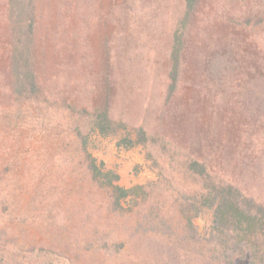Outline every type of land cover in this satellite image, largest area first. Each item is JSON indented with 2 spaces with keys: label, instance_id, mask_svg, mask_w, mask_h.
Returning a JSON list of instances; mask_svg holds the SVG:
<instances>
[{
  "label": "trees",
  "instance_id": "obj_1",
  "mask_svg": "<svg viewBox=\"0 0 264 264\" xmlns=\"http://www.w3.org/2000/svg\"><path fill=\"white\" fill-rule=\"evenodd\" d=\"M226 1L183 0L169 38V65L159 86L156 119L132 127L112 117V97L116 83L130 87L139 78L113 72L117 61L110 38L121 24L129 40H143L146 53H155L150 35L141 33L143 24L157 20L151 6L144 0H108L105 8L103 0H58L44 6L38 0H6L3 14L10 28L2 82L7 99L0 104L4 131L34 127L54 138L62 147L57 159L66 157L77 174L81 168L92 184L106 191L113 210L122 213L129 206L122 214L136 216V229L124 235L131 244L150 239L182 244L169 246L179 248L168 250L172 264L183 255L189 264L191 254L197 255L198 264H264V54L251 51L262 46L264 21L248 19L244 10L230 16ZM103 24L108 31L98 68L93 36ZM224 28L235 32L225 33ZM193 30L196 39L190 37ZM50 47L62 58L53 70ZM193 66L199 72V89L184 98V76ZM180 97L183 105L178 104ZM185 103L205 109L191 110ZM206 110L210 116L205 124ZM119 129L126 130L117 140L119 147L159 141L171 146L164 165L153 152L148 157L168 172V182L177 179L183 187L175 189L171 183L161 191L156 182L121 185L119 173L91 149L93 135L115 136ZM207 210L211 223L199 232L195 218ZM140 225L149 231H139ZM47 250L40 247L39 252L51 254ZM17 255L0 248V264H16Z\"/></svg>",
  "mask_w": 264,
  "mask_h": 264
},
{
  "label": "rangeland",
  "instance_id": "obj_2",
  "mask_svg": "<svg viewBox=\"0 0 264 264\" xmlns=\"http://www.w3.org/2000/svg\"><path fill=\"white\" fill-rule=\"evenodd\" d=\"M57 1L38 0V3L44 6L47 3L56 4ZM103 2L105 8L108 0ZM144 2L154 10L153 14L157 15V20L143 24L141 33L150 35L147 39L157 51L146 53L143 40L138 43L129 40L121 24L115 26L117 31L115 30L114 37L110 38L112 48L114 47L113 59L117 61L113 72L117 75L121 73L122 77L131 76L133 80L139 78L137 83L133 82L130 87L120 83L114 86L111 115L113 118L125 119L130 127L136 122L145 120L152 123L153 119H156L155 108L161 101L159 86L169 65V38L183 12V0ZM241 3L243 4V0L224 2L229 6L230 16L234 12L237 16L244 10L248 19L264 21V15H261V12H264V0H260L256 5L251 0H247L246 5ZM5 8L6 0H0V104H4L7 99L2 82L7 77L6 67L9 61L5 44L10 28L4 20ZM224 30L225 33L235 32L232 28ZM107 31L108 26L103 24L96 29L93 36L94 61L98 68L102 66V41ZM190 35L192 39H196V30ZM260 38L263 39L261 48L251 51L264 54V38L261 35ZM48 60L50 69H54L62 58L50 47ZM198 74L195 66L187 69L184 76V98L193 97L199 89ZM182 100L183 98L178 104L183 105ZM203 103L204 107H207L206 103ZM186 104L191 110L205 109L190 106L189 103L184 105ZM171 106L165 105V108L169 109ZM3 114L4 111L0 107V118ZM209 116L210 112L206 110L205 124ZM3 126L0 120V248L17 253L16 264H33L47 260L56 264H172L174 257L169 256L168 250L179 248L169 246L178 247L182 244L175 243L178 245L176 246L162 240L154 242L152 239L151 242L131 244L124 235L129 230L136 229V216L133 215V218L132 215L122 214L128 213L129 206L125 205L122 213L113 210L106 191L92 184L79 166L80 175L71 168L74 164L66 157L57 159L56 153L62 147H59L54 138H47V134L38 131L39 128L35 130L33 127V130H20L11 134L4 131ZM201 127L200 125L199 130ZM125 133L126 130L119 129L115 136L103 138L93 135L91 148L93 154L104 160L108 168H113L118 173V169H122L124 181L120 175L121 185L131 187L156 182L158 190L161 191L168 186L172 187L169 185L171 183L175 189L183 187V181L175 179L168 182V172L161 170L160 164L164 165L168 160L171 146L167 145L165 148L159 141L146 145L137 144L129 148L119 147L117 140ZM148 152H153L158 157L159 165L148 157ZM169 165L172 167V163ZM47 168H51L52 172L46 171ZM189 183L190 180L187 181V184ZM211 220L212 214L208 210L196 217L195 225L198 231L205 232ZM139 227L142 232L150 229L146 225ZM123 239L126 241L122 242ZM40 247L47 248L51 254L39 252ZM185 247L195 250L191 245L185 244ZM191 257L189 264H198L197 255L191 254ZM185 258L186 255H183L176 264H187Z\"/></svg>",
  "mask_w": 264,
  "mask_h": 264
},
{
  "label": "crops",
  "instance_id": "obj_3",
  "mask_svg": "<svg viewBox=\"0 0 264 264\" xmlns=\"http://www.w3.org/2000/svg\"><path fill=\"white\" fill-rule=\"evenodd\" d=\"M121 151H122V153L124 152V150L121 148ZM123 155V154H122ZM119 170V175H121V180H123L124 181V177L122 176V172H121V168L120 169H118Z\"/></svg>",
  "mask_w": 264,
  "mask_h": 264
}]
</instances>
